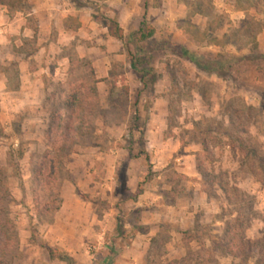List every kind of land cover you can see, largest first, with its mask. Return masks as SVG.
Returning <instances> with one entry per match:
<instances>
[{
    "label": "rangeland",
    "instance_id": "obj_1",
    "mask_svg": "<svg viewBox=\"0 0 264 264\" xmlns=\"http://www.w3.org/2000/svg\"><path fill=\"white\" fill-rule=\"evenodd\" d=\"M73 1L86 21L49 27L30 0H0L8 264H65L48 248L76 264H264V60L247 59L253 34L264 51V0H179L177 26L157 15L145 42L110 37L108 5ZM180 48L221 65L200 71ZM232 238L247 256L225 251Z\"/></svg>",
    "mask_w": 264,
    "mask_h": 264
},
{
    "label": "trees",
    "instance_id": "obj_2",
    "mask_svg": "<svg viewBox=\"0 0 264 264\" xmlns=\"http://www.w3.org/2000/svg\"><path fill=\"white\" fill-rule=\"evenodd\" d=\"M5 5V4H4ZM106 29L108 30V34L110 37L113 39L123 42L125 37H124V32L120 28L118 22L113 19L106 20ZM156 30L150 26L149 24L146 23V21H143L140 25V28L138 31L132 35L130 38V41H140V42H145L147 40L152 39L155 36ZM258 33L251 35V37L255 40L253 41L252 44V50L247 58L248 60L251 61H257V60H264V53H261L257 50V44H256V36ZM136 36V39L134 37ZM180 55L191 62L198 70L206 72V73H215L217 70V67L221 65L220 62H204L201 59H198L196 55L191 53L185 48H180ZM68 103V110L71 113V119L65 124V132L67 133L63 137V144L69 146V145H74L77 143L78 140L77 138H74L75 134H78L77 131L79 132L82 129L83 125V113L81 108H84L83 102L77 101L76 99L72 100L71 102ZM55 122V121H54ZM58 128L59 125L62 123H58ZM55 123V124H56ZM56 124V125H57ZM74 134L73 136H71ZM51 137L53 136V133L50 132L49 134ZM56 137H61V135H57ZM55 144V143H54ZM55 149V147H54ZM57 150V148H56ZM143 152H141L142 154ZM36 185L38 187H49L51 185L52 180H50V177L48 174L43 172L42 169L38 171V175L36 177ZM8 196V193L6 189L3 187L2 181H1V171H0V264H8L9 260V254L11 252V243L15 240L16 235L14 231V226L12 225L11 220L7 217V215L3 212L2 205L5 203V200ZM119 225V223H118ZM228 234V235H227ZM226 238L231 237V232H227ZM226 242V241H224ZM248 244H244V242L236 243L235 240L230 239L225 243V251L233 255L236 258H242L247 256V254L252 250ZM242 248H240V247ZM48 255L50 260L52 261H59L65 264H76L75 260L70 257L68 254H66L64 251L59 250V249H54V248H48Z\"/></svg>",
    "mask_w": 264,
    "mask_h": 264
},
{
    "label": "crops",
    "instance_id": "obj_3",
    "mask_svg": "<svg viewBox=\"0 0 264 264\" xmlns=\"http://www.w3.org/2000/svg\"><path fill=\"white\" fill-rule=\"evenodd\" d=\"M93 1L108 5L106 13L109 18H114L118 22L120 28L124 32L125 38L131 33H136L143 21H146L147 24L156 30V25L159 24V22L155 20V16L157 15H159L161 20L168 26L176 27V22L180 20L181 11L185 9V6L182 5L179 0H158V6H155L153 2H145V0ZM77 3H74L73 0H30L33 13L30 15H35L39 22L42 23L44 21V25H48L49 27L56 25L57 21H62V19H66L68 16H76L75 18H78L80 22L83 19L86 21V18L89 17L86 11H90L91 9L79 3L78 5ZM4 7L5 6H2V8ZM170 8H172L174 12H172ZM17 14L22 15L21 12ZM0 16L5 18L3 11H0ZM58 17L60 19H57ZM22 20V18H18L17 20V17H15L14 23H21ZM91 20L92 19H90V21ZM154 21L156 22L154 23ZM261 40L264 41V34L259 35L258 45H260L259 41ZM261 53H264V51Z\"/></svg>",
    "mask_w": 264,
    "mask_h": 264
}]
</instances>
